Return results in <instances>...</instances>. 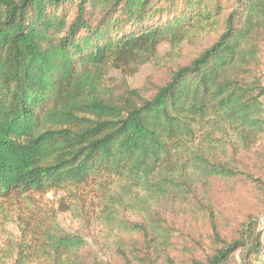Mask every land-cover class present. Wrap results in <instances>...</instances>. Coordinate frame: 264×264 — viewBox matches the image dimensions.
Listing matches in <instances>:
<instances>
[{
    "label": "trees",
    "instance_id": "16d2710c",
    "mask_svg": "<svg viewBox=\"0 0 264 264\" xmlns=\"http://www.w3.org/2000/svg\"><path fill=\"white\" fill-rule=\"evenodd\" d=\"M212 36L183 57L185 43ZM163 44L164 79L134 86ZM263 53L264 0H0V198L95 187L96 217L110 222L125 202L150 207L234 177L222 150L252 152L264 136ZM50 231L56 264H88L83 236ZM191 264H264L257 218Z\"/></svg>",
    "mask_w": 264,
    "mask_h": 264
},
{
    "label": "rangeland",
    "instance_id": "374dc122",
    "mask_svg": "<svg viewBox=\"0 0 264 264\" xmlns=\"http://www.w3.org/2000/svg\"><path fill=\"white\" fill-rule=\"evenodd\" d=\"M214 37L185 43L183 57L210 44ZM160 54L159 62L144 65L129 78L134 86L143 87L150 80L159 84L164 79L173 64L171 46L163 44ZM222 151L238 162L237 175L199 182L193 193H181L175 196L177 199L168 193L156 196L159 201L150 207L139 203L133 208L125 202L120 207L125 208L121 221L96 217L100 201L95 187L0 198V257L14 263L17 257L29 253L25 261L28 264H56L46 234L57 225L65 233L84 237L86 245L81 256L88 264H96L95 252L105 264H169L170 260L191 264L194 259H205L215 247L238 238L251 216L257 218L264 240V193L255 194L247 179L255 175L264 180V136L252 152L232 146ZM139 225L147 227L148 235L136 227ZM22 242H30L26 251H21ZM239 252L235 253L236 259Z\"/></svg>",
    "mask_w": 264,
    "mask_h": 264
}]
</instances>
